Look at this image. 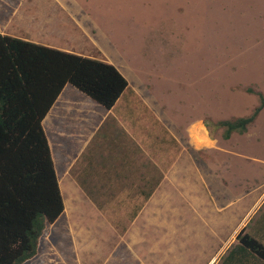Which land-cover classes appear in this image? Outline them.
Instances as JSON below:
<instances>
[{
	"label": "rangeland",
	"instance_id": "rangeland-1",
	"mask_svg": "<svg viewBox=\"0 0 264 264\" xmlns=\"http://www.w3.org/2000/svg\"><path fill=\"white\" fill-rule=\"evenodd\" d=\"M0 33L113 65L128 82L109 109L67 84L45 116L64 211L22 264H220L246 235L264 243V108L229 139L216 125L264 96V0H0ZM199 125L213 144L190 143ZM182 152L218 213L195 181L172 179ZM227 177L263 195L226 236L211 184Z\"/></svg>",
	"mask_w": 264,
	"mask_h": 264
},
{
	"label": "trees",
	"instance_id": "trees-1",
	"mask_svg": "<svg viewBox=\"0 0 264 264\" xmlns=\"http://www.w3.org/2000/svg\"><path fill=\"white\" fill-rule=\"evenodd\" d=\"M67 84L108 109L128 86L113 65L0 33V264L35 256L47 223L64 211L43 120ZM259 96L251 116L217 122L225 139L248 130L264 108ZM255 254L264 264V243L246 235L220 264H247Z\"/></svg>",
	"mask_w": 264,
	"mask_h": 264
},
{
	"label": "crops",
	"instance_id": "crops-1",
	"mask_svg": "<svg viewBox=\"0 0 264 264\" xmlns=\"http://www.w3.org/2000/svg\"><path fill=\"white\" fill-rule=\"evenodd\" d=\"M209 137V136H208ZM210 139V144H213L211 138ZM192 145L194 147L196 144L194 143V140L192 142ZM207 145V144H206ZM222 146L225 144H221ZM228 145V144H226ZM232 149V148H231ZM229 152H232L235 156L236 159H241L245 160V155L246 153H242L240 150H230ZM234 156V157H235ZM233 157V158H234ZM191 158H193V162L191 161ZM260 162V159H258ZM174 167L175 172L177 170H181V173L177 175H174L172 179L174 181H187L189 183V190L193 189L192 187V181L196 182V186L198 187L196 191H198V194L201 195L204 198L205 202V209H211L212 211H215V213H218V211L213 210V203L210 197V194L208 191H203V182H205L204 177L202 176L201 173H197V164H196V159L192 157L190 154L187 156L183 152L180 153V156L177 158V161L174 162ZM185 167L183 170L179 169V167ZM201 174V176H200ZM228 184H223L221 181V184H211V192L213 193L212 196L215 197L216 199L220 200L219 205L217 204V208L221 209V223L222 227H224L226 230V236L227 234H231L234 232L241 224V222L248 216H250V213L254 208H256L257 204H262V200L260 201V197L263 195L259 190L261 185L257 187H252L249 189H245L246 187H242V185L239 182H234L230 180L227 177ZM206 185V184H205ZM215 185V187H214ZM191 191V190H190ZM179 206V202H178ZM177 207L175 204L174 209ZM176 211V210H175ZM208 212V211H206ZM215 220V219H214ZM264 226V222H262ZM225 233V232H224ZM223 242V241H222ZM221 242V243H222Z\"/></svg>",
	"mask_w": 264,
	"mask_h": 264
},
{
	"label": "bare ground",
	"instance_id": "bare-ground-1",
	"mask_svg": "<svg viewBox=\"0 0 264 264\" xmlns=\"http://www.w3.org/2000/svg\"><path fill=\"white\" fill-rule=\"evenodd\" d=\"M124 63V62H123ZM195 135H194V143L196 145H206L210 143V139L208 137L207 131L203 125L196 126Z\"/></svg>",
	"mask_w": 264,
	"mask_h": 264
}]
</instances>
